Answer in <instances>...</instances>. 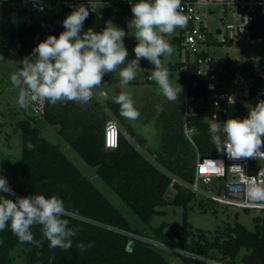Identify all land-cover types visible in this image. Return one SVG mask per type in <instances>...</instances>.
Segmentation results:
<instances>
[{
    "label": "trees",
    "instance_id": "trees-1",
    "mask_svg": "<svg viewBox=\"0 0 264 264\" xmlns=\"http://www.w3.org/2000/svg\"><path fill=\"white\" fill-rule=\"evenodd\" d=\"M36 1L48 6L50 18L45 21V27L37 20L30 24L24 23L13 29L8 41L9 50L18 51L24 58L31 55L37 43L47 38L48 32L58 38L65 30L63 20L79 4H84L89 10L83 31L92 28L97 32L107 26L112 12L117 15L129 13L132 7L112 4L106 7V13L101 18L91 13L89 1ZM180 40L181 38L176 42L180 43ZM136 43L125 41L124 44L127 50L131 51ZM250 64L246 62L244 65ZM143 66L152 65L145 60ZM186 66L184 62L171 64L172 69L180 70V80L184 86L188 82L198 84L195 88L185 87L187 96L207 98L210 75L198 74L197 64H189L185 71ZM103 82L102 88L111 86L115 82V72L106 74ZM113 102L112 99L107 100V108L125 127V131L120 134L119 147L116 150H107L104 146L108 114L97 106L95 97L89 104L83 105L71 101L58 102L55 106L46 104L42 120L45 124L61 127L60 132L64 140L88 165L96 168L97 177L121 198L144 225H150L154 215H163L164 212L158 208L168 205L185 208L182 225H173V232L169 233L166 232L169 224L163 223L154 229L153 235H146L144 230L134 228L125 214L108 200L58 146L41 136L39 127L33 126L29 120H22L16 124L17 131L22 134L19 177L7 179L15 192V196L8 198L15 200L17 197L33 194L46 197L56 195L64 202L68 212L64 218L69 221V227L78 228L79 232L73 238L72 248L64 251L49 247V242L43 238L39 225L34 226L31 231L35 240L42 241L40 246L21 243L9 226L0 232V264H12L11 252L19 245L27 248L26 257L29 264H171L163 248L142 238L154 240L207 261L183 255L182 258L187 263L209 264L208 261H215L221 264H236L241 251L246 250L248 254L242 258V264H264V219L261 222L259 218L255 219L258 223L255 231H250L236 222L234 225H228L223 235L219 234L214 238H209L203 231L195 234L188 222L186 210L196 199V195L175 182L173 177L192 183L195 169L190 166L191 159L197 155L209 157L222 154L211 143V122L197 114L185 117L188 126L195 128V145H187L180 131L167 129L161 150L156 152L154 162H151L138 149L144 148V140L136 135L131 126L124 124V117L116 110V103ZM84 106L88 109H83ZM244 109L240 104L230 106L221 119L242 117ZM81 111H87L88 114ZM71 129L76 130L74 135L70 133ZM29 144L32 145L31 148ZM169 192L173 193V198L168 196ZM2 195L4 194H0ZM77 244L85 245V250L81 251Z\"/></svg>",
    "mask_w": 264,
    "mask_h": 264
},
{
    "label": "clouds",
    "instance_id": "clouds-1",
    "mask_svg": "<svg viewBox=\"0 0 264 264\" xmlns=\"http://www.w3.org/2000/svg\"><path fill=\"white\" fill-rule=\"evenodd\" d=\"M131 12L130 23L135 29L137 43L133 49L135 59L128 60L129 53L123 41L128 33L111 22L99 32L92 28L83 31L89 10L84 4L74 7L63 20L65 30L58 38L49 35L10 75L12 86L18 90L19 107L28 108L33 103L55 106L58 102L69 101L87 104L94 98V89L104 84V76L117 70L119 87L123 90L136 79L141 59L154 66L149 78L158 85V94L169 102L179 101L182 86H173L161 57L171 56L173 52L166 37H171L177 28L187 26L189 17L184 14L182 0H138L132 4ZM126 61V66L121 67ZM114 103L120 106L124 118L136 120L140 117L129 92L121 91ZM209 133L216 150L226 153L230 159L264 158L261 150L264 148V100L256 103L243 119L231 118L221 124L213 118ZM0 194H4L0 196V232L10 226L21 243L40 246L42 241L35 240L31 231L39 225L51 249L68 251L72 248L79 229L69 227V221L64 218L68 212L61 198L33 194L12 200L8 197L15 196V192L3 176H0ZM245 194L250 203L264 207V181L250 178ZM77 248L84 251L85 245L77 244Z\"/></svg>",
    "mask_w": 264,
    "mask_h": 264
},
{
    "label": "rangeland",
    "instance_id": "rangeland-1",
    "mask_svg": "<svg viewBox=\"0 0 264 264\" xmlns=\"http://www.w3.org/2000/svg\"><path fill=\"white\" fill-rule=\"evenodd\" d=\"M81 1L84 2L86 0ZM95 1L101 0H90V2ZM101 8L102 6L100 5L99 9ZM207 17L208 16L204 15L203 18L206 20ZM49 18L48 9L41 15L34 16L21 9L19 0H16L14 3L8 0H0V175L6 179L19 177L18 162L22 155V134L21 131H17L16 124L22 120H29L33 126H37L41 129V136L43 138L58 146L73 164L105 194L108 200L125 214L134 228L144 230L146 235H153L154 229L160 227L163 223H167L169 226L166 228V232H173V225H182L185 208L173 205L159 207L158 210L163 211L164 214L154 215L151 224L144 225L135 213L122 202L121 198L101 179L95 176L94 168L88 165L73 148L68 146L67 142H65L62 137L60 126L45 124L42 117L36 115L32 111L31 105L28 108L19 107L17 103L18 90L12 86L10 75L22 66L20 61H22L24 57L16 50H9L8 41L10 34L14 28L24 23H33L35 20L45 27V21ZM132 18V12L118 15L112 12L111 17L108 19V23L111 22L114 26L128 33L123 38L124 43L125 41L137 42L134 36L135 29L130 23ZM210 19L215 22L213 25L214 29L216 27L222 28L230 24V22L224 21L225 24L222 25L223 21L219 20V15L213 16L209 18V20ZM182 30L183 29L177 28L171 37H166L173 47V52L171 56L161 57L162 62L170 73L169 78L173 86H182L183 90L180 93L179 101L169 102L162 94H158V85L149 78L154 71V66H143L146 59H141V69L138 71L136 79L130 82L125 89L122 90L119 87V70L115 72V82L106 88V90H108L107 93L110 95L109 99L111 98L112 101H114L115 97L118 96L121 91H126L131 94L135 107L140 112V117L136 120L124 118V124L126 126H131L135 130L136 135L146 142L145 147L141 150H143V153L148 159L154 158V152L161 150L164 141L163 138L168 131L167 129L173 128L174 131H180V133L184 135L186 144H192L184 132L186 124L185 117L186 112L193 109L196 104L188 100L186 88L180 80V70L172 69L171 67V64L181 63L186 58L185 53L180 49L179 42H176V40H179ZM49 35L52 34L48 32L47 37ZM38 44L39 43H37V45ZM133 49L134 48H132L131 51L127 50L129 53L128 60L135 59ZM215 52L217 56L220 57H224L228 53L229 56L237 61H241L245 58L240 56L237 49L234 47L230 48L229 46H224L215 49ZM245 52L247 51H244V53ZM241 55L243 54L241 53ZM126 64L127 61L125 65L121 67L126 66ZM102 89V87L94 89V97L96 98L97 106L99 108L102 107L106 114H108L106 120L109 121L114 117H112L109 110L106 109L107 105ZM113 104L115 103L113 102ZM114 106L116 110L120 112V106L116 104ZM198 158L199 155L190 160V166L194 169ZM173 178L176 179V177ZM208 187L213 190L212 193L215 195L214 188L203 186V188L210 190ZM218 196L225 197L224 194H218ZM186 212L188 222L191 224L194 233L197 234L199 231H203L209 235V238H214L219 234L223 235L225 228L228 225H234L236 222L242 224L250 231H255L256 225L258 224L255 219L259 218L260 222L264 219L263 210L244 209L235 204L227 203L226 201H215L202 195L196 196V199L190 203ZM163 250L166 258L171 264H201L199 262H185L182 258L183 255L191 257V255L187 253L169 247L163 248ZM27 251L26 247L21 245L17 246L11 252V257L13 258L12 264H29L26 257ZM246 254H248L247 251L242 250L236 259V264H242V258ZM203 261L206 260L203 259ZM215 264L221 263L216 262Z\"/></svg>",
    "mask_w": 264,
    "mask_h": 264
},
{
    "label": "built area",
    "instance_id": "built-area-1",
    "mask_svg": "<svg viewBox=\"0 0 264 264\" xmlns=\"http://www.w3.org/2000/svg\"><path fill=\"white\" fill-rule=\"evenodd\" d=\"M137 2L138 0H101L89 2V7L91 13L103 18L106 7L112 4L132 6ZM19 4L22 10L34 16L41 15L48 9L45 3L36 0H19ZM182 8L184 14L189 17L187 26L183 28L179 37L180 49L186 55L183 62L187 66L184 69L186 71L189 64H197L198 74L210 75L207 98L187 96L188 100L196 105L186 112V117L197 114L209 122L215 118L216 122L222 124L225 120L231 119H221L222 114H225L230 106L240 104L245 109L243 116L236 118H245L249 110L255 106V102L264 100V0H182ZM204 15L208 16L206 20L203 18ZM218 15L219 20L223 21L222 25L225 24L224 21L230 24L214 29L215 22L209 18ZM224 46L236 48L239 55L245 58L237 61L228 53L224 57L217 56L215 49ZM246 62L251 64L244 65ZM197 85L188 82L185 87L195 88ZM46 104L33 103L32 111L42 117ZM184 132L195 145L193 140L195 128L189 127L186 122ZM121 133V126L115 118L107 122L104 131V146L107 150L118 149ZM261 150L264 151V148ZM200 159L199 155L192 183L177 178L174 181L196 196L226 201L244 209L264 211V207L250 203L245 194L250 178L264 181V158L233 160L222 152L220 155L209 156L202 162ZM220 162L223 163L222 167L219 166ZM233 165H238L242 169L234 168ZM203 186L214 188L215 195L211 188L208 187L210 190H207ZM218 194H224L225 197ZM142 240L160 248H168L154 240L143 238ZM191 257L203 261L201 257L193 255Z\"/></svg>",
    "mask_w": 264,
    "mask_h": 264
},
{
    "label": "crops",
    "instance_id": "crops-1",
    "mask_svg": "<svg viewBox=\"0 0 264 264\" xmlns=\"http://www.w3.org/2000/svg\"><path fill=\"white\" fill-rule=\"evenodd\" d=\"M78 2H82L81 0H77ZM87 1V0H86ZM89 2H90V0H88ZM101 88V87H100ZM102 92H103V95H104V98H105V100H106V102H107V100H109V94L107 93L108 92V90H106V88H103L102 89ZM108 94V95H107ZM106 96V97H105ZM96 99V98H95ZM111 99V98H110ZM89 104V103H88ZM102 108V107H101ZM83 109H88V107L87 106H84V108ZM106 109H108L107 107H106ZM109 110V109H108ZM82 113H85L86 115L88 114V112L87 111H81ZM109 112L111 113V115H112V117H114L115 118V116L113 115V112H111L110 110H109ZM116 119V118H115ZM118 122H119V124H120V126H121V129H122V131H125V129H124V127H123V125L121 124V122L119 121V120H117ZM72 128H74V127H72ZM72 135H74L75 133H76V130L75 129H71V132H70ZM131 142H132V140L131 139H129ZM65 142H67L66 140H64ZM145 142V141H144ZM133 143V142H132ZM146 143V142H145ZM67 144H68V142H67ZM68 146L70 147V148H72L69 144H68ZM145 147V146H144ZM139 149V151L142 153V155L146 158V159H148L147 158V156H145V154L143 153V150H141V149H143V148H138ZM155 154H156V152H154V157H155ZM148 160H150L151 162H153L154 161V158H150V159H148ZM94 170H95V176L97 177V170H96V168H94ZM168 196L170 197V198H173V193L172 192H169V194H168ZM127 206V205H126Z\"/></svg>",
    "mask_w": 264,
    "mask_h": 264
},
{
    "label": "water",
    "instance_id": "water-1",
    "mask_svg": "<svg viewBox=\"0 0 264 264\" xmlns=\"http://www.w3.org/2000/svg\"><path fill=\"white\" fill-rule=\"evenodd\" d=\"M205 158H207V157H204V156L201 157L200 161L202 162Z\"/></svg>",
    "mask_w": 264,
    "mask_h": 264
}]
</instances>
